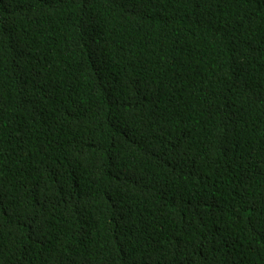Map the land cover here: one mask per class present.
<instances>
[{
  "label": "trees",
  "instance_id": "16d2710c",
  "mask_svg": "<svg viewBox=\"0 0 264 264\" xmlns=\"http://www.w3.org/2000/svg\"><path fill=\"white\" fill-rule=\"evenodd\" d=\"M0 264H264V0H0Z\"/></svg>",
  "mask_w": 264,
  "mask_h": 264
}]
</instances>
